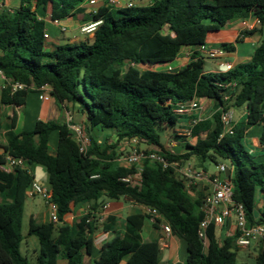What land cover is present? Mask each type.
<instances>
[{"label": "trees", "instance_id": "16d2710c", "mask_svg": "<svg viewBox=\"0 0 264 264\" xmlns=\"http://www.w3.org/2000/svg\"><path fill=\"white\" fill-rule=\"evenodd\" d=\"M0 1L16 3L11 11L0 12V71L12 83L27 86L15 93L9 86L1 89V106L19 108L29 93L50 87L58 104L84 116L91 139L84 155L67 123L39 121L32 131L17 133V115L11 118L5 133L7 154H0V164L11 156L45 168L59 222L30 225L28 236L40 244L35 261H30L21 246L34 176L21 168L11 174L0 170V264H57L59 259L85 264V256L93 253L97 223L91 212H99L103 197H127L157 209L172 235L187 245L186 261L179 264H247L238 260V235L220 240V227L215 225L207 231L209 244L204 248L199 238L204 194L194 196V187L189 189L175 168L144 161L141 185L132 187L122 179L134 174L136 167L116 163L109 155L111 148L101 146L92 131L111 129L117 142L137 140L152 146L180 168L191 158L215 166L228 164L234 201L244 206L250 226L264 224V40L250 62L227 72H207L198 51L185 67L166 68L183 48L205 47L210 34L232 21L259 19V28L264 29V0H147L149 5L134 4L145 0H124V6L111 0L89 15L87 22L102 21L92 40L58 46L53 52L45 46L47 17L53 22L74 18L85 12L82 5L90 0ZM220 48L232 50L231 45ZM193 100L213 103L212 120L193 123L185 138L175 136L184 150L171 154L161 142V131L174 130L187 115L175 109ZM237 108L245 109V120L240 125L233 122L232 135L224 134L221 117ZM256 127L262 129L261 161L245 145L247 132ZM54 133L58 144L52 153ZM80 203L89 204L91 212L66 224L65 218ZM146 220L145 214L129 216L121 237L106 243L93 264H121L126 258V264H159V244L143 240ZM116 227L113 218L104 224L105 231ZM259 244L264 246V239ZM255 264H264L262 246Z\"/></svg>", "mask_w": 264, "mask_h": 264}, {"label": "crops", "instance_id": "0c3cea01", "mask_svg": "<svg viewBox=\"0 0 264 264\" xmlns=\"http://www.w3.org/2000/svg\"><path fill=\"white\" fill-rule=\"evenodd\" d=\"M111 0H96L95 5L83 4L82 8H84L85 12L82 14H78L74 18H68L63 21L53 22L50 19V16L46 19V32L49 34V39L46 41V51L53 52L56 47L66 45V44H74L85 42L93 39V35L86 36L81 33V27L88 23L89 15L95 12L100 7L106 5ZM2 2V1H0ZM119 6H124L127 4V1L118 0ZM140 5H149L150 2L145 0L139 3ZM11 7L13 3L7 4ZM254 18L249 19H238L232 21L221 28L220 31L210 34L207 38V44L203 48H183L180 57L174 62L167 64L166 68L168 70H178L185 67L190 62V56L198 51L200 55H202L206 61H209L210 67L208 69L205 68L207 72L218 73L223 68L218 66V60L211 59L207 56L208 50L218 49L223 45H231L232 50L224 52L222 59L225 62H228L233 65V67H237L239 65L246 64L250 62L254 52L259 47L261 42L264 40V29H260L258 27L255 28V31L246 35V23L252 22ZM64 28L65 32H62L61 29ZM205 61V62H206ZM176 64V66H173ZM206 66V64H205ZM223 72V71H221ZM226 72V71H224ZM198 103L202 107V112L193 111L185 116H183L179 122L177 123L174 130L165 129L161 131V142L167 151L171 154H179L184 150V143L180 140L176 139L175 136L179 137H187L189 135V128L192 127V124L196 122L197 119L201 121L204 120H212L213 116V103L209 100H199ZM234 115V124L241 123L245 120V109L237 108L232 110ZM72 115V123L73 124H84L85 118L84 116L77 113L71 106H62L58 104L54 98H52L51 93L47 91H38L31 92L28 94L26 103L19 107L14 108L11 106L3 107L0 104V154H7V143L5 140L6 127L10 124L11 118L14 115H17V124L15 131L17 133L32 131L36 124L39 121L43 122H65L68 124V115ZM262 129L260 127H256L250 129L246 135L247 146L250 150L256 152L258 161L262 160L260 156V147H259V137L261 135ZM94 136V135H93ZM187 141L191 142V138H186ZM250 140L252 142H250ZM98 143L101 146L110 147L109 155L114 156V161L121 166L128 167L125 163V156L132 152V150L137 147L138 149L146 150L149 152H155V148L152 146H147L144 144H139L135 146L131 141H120L117 142V137L114 134H109L97 139ZM58 144V133H54L50 138V150L53 153ZM193 161H197L201 163L204 168H207V162H200L196 158H191L186 164L182 166V170H185ZM40 166L37 165H28L29 172L34 176V182L38 184L45 185L43 179L37 181V174H41ZM209 174H214L209 171ZM206 186L204 184V191H196L194 190L193 195L196 196L199 192L205 194ZM29 198V197H28ZM27 198V199H28ZM259 207L261 208L262 200L258 198ZM102 207L99 209V212H91L90 206L87 203H80L76 207L73 208V212L65 218V223L68 225H72L74 223L79 222L83 216L89 214L91 212L93 218L96 219L97 223L93 224V228H95L94 232V248L92 256H85L84 263L85 264H93L94 261L98 260L103 246L112 241L115 238H120L122 233L124 232L125 222L129 216L144 214L143 206L136 204L131 199L127 197H122L119 200H110L106 197H103L101 200ZM32 210V208H31ZM26 211H27V202H26ZM25 211V214H26ZM108 218L115 219L117 223L116 228H111L109 231L104 230V224L108 221ZM49 220V212L47 211L44 219V223H48ZM29 227L32 224H38V216L32 210L29 217ZM150 225L149 228L146 229V225L143 230V240L145 242H157L159 246L161 245L162 240H165L168 243L166 248H162L160 246L161 255L159 264H179L184 263L188 256L187 245L185 241L179 239L175 236H171L167 238L164 234L161 224L154 226V224L149 220ZM236 226L234 222L228 221L223 227H220L219 237L220 240H224L236 235ZM24 243L26 246L25 256L29 257L31 252L33 251V262L35 261L38 253L35 249H33V244L30 238L24 239ZM260 244L253 245L250 250H256V246ZM257 252L252 253L247 250H240L239 254H243L247 258L257 256ZM252 253V256H250ZM127 258L121 263L126 264Z\"/></svg>", "mask_w": 264, "mask_h": 264}, {"label": "built area", "instance_id": "2783aa9c", "mask_svg": "<svg viewBox=\"0 0 264 264\" xmlns=\"http://www.w3.org/2000/svg\"><path fill=\"white\" fill-rule=\"evenodd\" d=\"M89 5H95L96 0H90L86 2ZM84 3V4H86ZM114 3V2H113ZM129 6H132L130 4ZM11 11L9 5L0 2V12ZM102 21L88 22L81 27V33L86 36L94 35L99 25ZM261 22L259 19H254L252 22L246 23V31L252 32L256 27L260 26ZM65 32V29H61ZM49 39V34L45 33V40ZM225 50L222 48L208 50L207 56L211 59L218 60V66L223 68L226 72L233 70L232 64L225 62L222 59ZM5 86H9L13 93L17 91L26 90L27 86L12 83L6 78L3 72L0 71V90ZM40 91H47L51 93L50 87H42ZM202 107L198 101L193 100L190 103L179 104L175 109L177 114L185 115L193 111L202 112ZM197 119L195 124L200 122ZM221 121L224 128V134H233V121L234 115L232 112H228L222 115ZM68 125L72 135L73 140L78 144L81 154L86 155L91 147V139L87 133L84 124H73L72 115H68ZM135 146L137 145V140L131 141ZM144 161H150L152 163H158L164 168L173 167L175 168L179 177L185 181L187 187L192 189L194 186L203 182L206 186L204 200L202 204L201 211L203 213V220L199 227V238L202 241L204 248L208 247L209 241L207 236V231L211 225L216 227H223L228 221L234 222L236 226V234L238 235L236 246L240 250H248L253 245L259 244L264 239V224H255L250 226L245 208L242 204L237 203L233 199V184L231 180L226 176L229 168L225 164H220L216 166L217 172L214 174H207L205 172L193 171L190 165L186 167L185 170L178 167V164H170L163 155L157 154L156 152H147L146 150H140L135 147L132 152L125 156V163L128 167H136V172L122 181L131 185L132 187H139L141 185V172L142 163ZM21 168L28 170V162L24 159H17L11 156H7L5 161L0 164V170L3 173L11 174L15 169ZM29 171V170H28ZM29 198H34L36 196L43 197L48 205L49 220L58 223V206L52 201V193L48 187L33 182L31 188L27 192ZM144 214L149 217V220L153 224H161L164 222L157 209L151 207L143 206ZM160 221V222H158ZM162 228L164 234L167 238L172 236V228L169 224L162 223ZM162 248H166L168 243L162 240Z\"/></svg>", "mask_w": 264, "mask_h": 264}, {"label": "rangeland", "instance_id": "374dc122", "mask_svg": "<svg viewBox=\"0 0 264 264\" xmlns=\"http://www.w3.org/2000/svg\"><path fill=\"white\" fill-rule=\"evenodd\" d=\"M13 6H16V3L13 2ZM206 61V60H205ZM173 66H176V64H173ZM210 67V63L209 61H206V66L205 68L208 69ZM221 71H225V70H221ZM220 71V72H221ZM243 123V122H241ZM240 123V124H241ZM239 124V123H238ZM239 124V125H240ZM92 134L94 135V137L96 139L98 138H101L103 136H106V135H109V134H114L111 129H105V130H99V129H94L92 131ZM250 142H252L250 140ZM245 145L247 146V143L245 142ZM248 150H250V148L247 146ZM143 150V148H142ZM251 153L253 155H257L256 152L250 150ZM130 154V153H129ZM228 165V164H226ZM40 170H41V174H37V181H39L40 179H43V181L45 182V185L46 187H49V183H48V174L46 172V169L43 168V167H39ZM190 168L193 170V171H200V172H205L207 174H209L208 172V168H209V171L212 172V173H216L217 170H216V166L214 164H211L209 162H207V168H204L201 163L197 162V161H193L192 164H190ZM194 190L196 191H204V183L203 182H200L198 185L194 186ZM192 193H194L192 191ZM31 208L32 210L34 211L35 214H37L38 216V223L41 224V223H44V219H45V215L48 211V205H47V202L46 200L41 197V196H36L34 198H28L27 199V211H26V214L24 216V221H23V236L26 240V238H28V230H29V217H30V213H31ZM146 229L149 228V225H150V222L149 220H146ZM31 242H32V246H33V249H35L38 253L39 251V248H40V244H39V240L32 236V237H29ZM260 246L264 247L263 244H260L259 246H256V250H250L248 249L247 251H251L252 253H255L257 250H259ZM21 251L22 253L25 255L26 253V246H25V243L23 242L22 243V246H21ZM33 251L31 252V254L29 255V260L30 261H33L32 258H33ZM252 253H250V256H252ZM238 260L241 261V262H247V264H255V257H251V258H247L246 256H244L242 253L239 254V257H238ZM57 264H67L66 261L62 260V259H59Z\"/></svg>", "mask_w": 264, "mask_h": 264}, {"label": "water", "instance_id": "95a60500", "mask_svg": "<svg viewBox=\"0 0 264 264\" xmlns=\"http://www.w3.org/2000/svg\"><path fill=\"white\" fill-rule=\"evenodd\" d=\"M226 176L229 178L230 177V170H228Z\"/></svg>", "mask_w": 264, "mask_h": 264}]
</instances>
